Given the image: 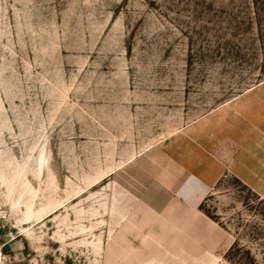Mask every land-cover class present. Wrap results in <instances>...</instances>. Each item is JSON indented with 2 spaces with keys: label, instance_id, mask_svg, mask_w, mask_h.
<instances>
[{
  "label": "rangeland",
  "instance_id": "obj_1",
  "mask_svg": "<svg viewBox=\"0 0 264 264\" xmlns=\"http://www.w3.org/2000/svg\"><path fill=\"white\" fill-rule=\"evenodd\" d=\"M264 81V0H0V264H110L115 177ZM203 209L264 264V201Z\"/></svg>",
  "mask_w": 264,
  "mask_h": 264
},
{
  "label": "crops",
  "instance_id": "obj_2",
  "mask_svg": "<svg viewBox=\"0 0 264 264\" xmlns=\"http://www.w3.org/2000/svg\"><path fill=\"white\" fill-rule=\"evenodd\" d=\"M229 177L264 201V81L117 174L110 264H222L230 235L203 206Z\"/></svg>",
  "mask_w": 264,
  "mask_h": 264
}]
</instances>
